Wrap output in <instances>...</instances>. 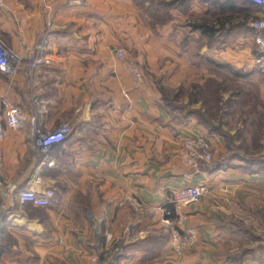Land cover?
Returning a JSON list of instances; mask_svg holds the SVG:
<instances>
[{
    "label": "crops",
    "instance_id": "1",
    "mask_svg": "<svg viewBox=\"0 0 264 264\" xmlns=\"http://www.w3.org/2000/svg\"><path fill=\"white\" fill-rule=\"evenodd\" d=\"M257 19L264 9L249 0H0V39L20 58L14 74L0 73V94L39 127L71 126L50 148L51 164L27 125L5 131L0 178L13 189L0 216V264H264V169L240 160L185 167L183 140L204 129L174 120L151 82L134 75L142 56L152 68L156 55L189 53L185 38L204 42L200 54L264 71ZM209 37L223 40L208 46ZM121 47L127 56L117 58ZM38 56L50 63L34 70ZM197 183L209 193L182 208L196 239L180 256L159 215L118 204L161 205ZM22 188L53 196L44 207L20 204Z\"/></svg>",
    "mask_w": 264,
    "mask_h": 264
},
{
    "label": "rangeland",
    "instance_id": "2",
    "mask_svg": "<svg viewBox=\"0 0 264 264\" xmlns=\"http://www.w3.org/2000/svg\"><path fill=\"white\" fill-rule=\"evenodd\" d=\"M185 40L192 45L189 53L177 55L178 59L174 55H156L154 57L156 62L154 60L152 63L150 62L152 68L141 55L140 64L137 66L140 72L139 79L151 82L152 87L160 94L162 105H166V103L160 89L168 93V106L174 108L172 112L175 117L181 119V115H186L187 120L193 119L204 129L206 137L216 149L213 154L214 160L225 165L233 160H240L249 171L263 170L264 85L261 83L264 82V71L257 70L254 66L251 68L242 67L244 71L250 72L248 82L226 81L220 78L221 75H215L210 70L211 66L205 61V58L211 56L198 53L204 42L198 39L185 38ZM222 40V38H215L212 43L218 44ZM121 49L124 50V47ZM253 51L255 52V50ZM181 62L184 65H181ZM213 75L218 79V95L220 97L219 108L212 112L214 115L207 112L206 105L202 104L200 96L192 95L195 91L193 90L194 85L202 84L205 79ZM196 112L197 115H194ZM202 121L210 123L213 132H209L201 124ZM245 218H247L245 219L246 224L250 225L251 217L247 215ZM164 229L169 235L168 228L164 227Z\"/></svg>",
    "mask_w": 264,
    "mask_h": 264
},
{
    "label": "built area",
    "instance_id": "3",
    "mask_svg": "<svg viewBox=\"0 0 264 264\" xmlns=\"http://www.w3.org/2000/svg\"><path fill=\"white\" fill-rule=\"evenodd\" d=\"M253 4L264 9V0H249ZM73 5H81L82 0H71ZM250 26L257 31L253 37L258 56L264 59V37L260 31L264 29V19H257L250 23ZM126 52L123 49L116 51L117 58H124ZM19 56L9 49L0 39V73L5 75L14 74L19 67ZM50 60L46 57H35L30 66L37 70L40 67L48 65ZM136 78H140L139 69L134 70ZM35 118L28 117L17 105L11 103L4 95L0 94V141L5 135L7 129L17 131L27 125L31 130V143L33 148L44 156V160L51 164L48 159L50 148L54 144L62 143L71 132V126L68 122H60L53 128L39 127L35 123ZM216 149L211 141L204 135L191 134L187 136L178 151V158L186 167H196L198 163H210ZM12 185L4 183L0 178V216L5 211L6 199L12 191ZM209 193L207 185L197 183L185 185L172 189L168 195L167 201L161 205H150L136 198H123L119 205L125 202L139 214L159 215L161 226L167 227L169 231L170 250L177 256L192 246L195 242V229L184 227L185 214L182 208L199 202L202 196ZM53 196L51 189H45L38 192L31 188H22L17 193L20 204L30 203L34 206H47Z\"/></svg>",
    "mask_w": 264,
    "mask_h": 264
},
{
    "label": "trees",
    "instance_id": "4",
    "mask_svg": "<svg viewBox=\"0 0 264 264\" xmlns=\"http://www.w3.org/2000/svg\"><path fill=\"white\" fill-rule=\"evenodd\" d=\"M168 16V15H167ZM190 27L192 29H205L207 28V25L205 24V22L201 23V24H191ZM212 37L208 38L207 41V45L211 46L212 45ZM205 61L207 63L210 64L211 68L210 70L213 72V74L215 75H221L220 78L226 80V81H231V82H248V79L250 77V72H246L244 71V69L242 68H236L234 66H232L229 63L223 62L217 58H213V57H206ZM215 75H213L212 77H209L208 79H205L204 82L202 84H197L193 86V90H195L192 95L194 94V96H200L201 97V102L203 105H206L207 108V112L212 113L213 111H216L219 106L218 103L220 102V97L218 95V84L217 81L218 79L215 78ZM161 93H162V97L164 99V102L166 103V105H162V108L176 121L179 122H183L185 123V121L188 119L186 118V115H181V119L177 118V116L175 117V114L172 112L174 110L173 107H169L168 106V93L165 90L160 89ZM171 106V105H170ZM216 109V110H214ZM195 113V112H194ZM190 114H193V112ZM197 115V112L196 114ZM212 115H214L212 113ZM189 116V115H188ZM201 124L203 126H205L209 132H213L212 128L210 127V123L208 122H204L202 121ZM213 162H218L220 163V161H216V160H212L210 163ZM208 164V163H207ZM222 164V163H220ZM211 166H215V165H211Z\"/></svg>",
    "mask_w": 264,
    "mask_h": 264
}]
</instances>
